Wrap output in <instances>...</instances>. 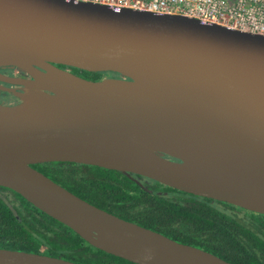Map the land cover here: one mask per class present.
Here are the masks:
<instances>
[{
  "label": "water",
  "instance_id": "water-1",
  "mask_svg": "<svg viewBox=\"0 0 264 264\" xmlns=\"http://www.w3.org/2000/svg\"><path fill=\"white\" fill-rule=\"evenodd\" d=\"M57 64L118 73L89 80ZM0 186L136 264H234L101 209L34 168L134 173L264 215V35L76 0H0ZM0 264H80L0 248Z\"/></svg>",
  "mask_w": 264,
  "mask_h": 264
},
{
  "label": "trees",
  "instance_id": "trees-1",
  "mask_svg": "<svg viewBox=\"0 0 264 264\" xmlns=\"http://www.w3.org/2000/svg\"><path fill=\"white\" fill-rule=\"evenodd\" d=\"M89 80L106 73L57 64ZM108 75L120 76L109 72ZM34 168L85 201L234 264H264V215L177 190L134 173L75 162ZM0 248L45 254L80 264H136L100 250L67 225L0 186Z\"/></svg>",
  "mask_w": 264,
  "mask_h": 264
},
{
  "label": "built area",
  "instance_id": "built-area-1",
  "mask_svg": "<svg viewBox=\"0 0 264 264\" xmlns=\"http://www.w3.org/2000/svg\"><path fill=\"white\" fill-rule=\"evenodd\" d=\"M115 8L181 15L264 35V0H76Z\"/></svg>",
  "mask_w": 264,
  "mask_h": 264
},
{
  "label": "flooded vegetation",
  "instance_id": "flooded-vegetation-1",
  "mask_svg": "<svg viewBox=\"0 0 264 264\" xmlns=\"http://www.w3.org/2000/svg\"><path fill=\"white\" fill-rule=\"evenodd\" d=\"M63 69L69 70L67 68ZM27 79H30V76L18 68H0V103L5 105L18 103L19 99L15 93L21 91L22 81Z\"/></svg>",
  "mask_w": 264,
  "mask_h": 264
},
{
  "label": "rangeland",
  "instance_id": "rangeland-1",
  "mask_svg": "<svg viewBox=\"0 0 264 264\" xmlns=\"http://www.w3.org/2000/svg\"><path fill=\"white\" fill-rule=\"evenodd\" d=\"M108 73H109V72H106L105 76H113V75H108ZM105 76H104V77H105Z\"/></svg>",
  "mask_w": 264,
  "mask_h": 264
},
{
  "label": "snow or ice",
  "instance_id": "snow-or-ice-1",
  "mask_svg": "<svg viewBox=\"0 0 264 264\" xmlns=\"http://www.w3.org/2000/svg\"><path fill=\"white\" fill-rule=\"evenodd\" d=\"M100 2H106V0H100Z\"/></svg>",
  "mask_w": 264,
  "mask_h": 264
}]
</instances>
